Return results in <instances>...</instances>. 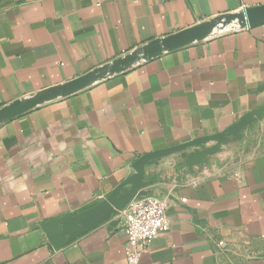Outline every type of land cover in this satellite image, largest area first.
<instances>
[{
	"label": "crops",
	"instance_id": "1",
	"mask_svg": "<svg viewBox=\"0 0 264 264\" xmlns=\"http://www.w3.org/2000/svg\"><path fill=\"white\" fill-rule=\"evenodd\" d=\"M263 5L0 0V109L155 39ZM259 111L264 25L165 52L2 124L0 264H127L122 212L81 235L82 224L59 238L56 224L127 181L122 198L138 191L170 202V230L140 264H264V143L228 144L203 170L164 156L146 166L140 188L133 169L144 155L222 133Z\"/></svg>",
	"mask_w": 264,
	"mask_h": 264
},
{
	"label": "water",
	"instance_id": "2",
	"mask_svg": "<svg viewBox=\"0 0 264 264\" xmlns=\"http://www.w3.org/2000/svg\"><path fill=\"white\" fill-rule=\"evenodd\" d=\"M233 21H236V23L233 24ZM219 25L223 26L221 31H217ZM262 25H264V5L257 7H245L239 13L223 15L168 35L162 39H155L145 46L136 49L107 65L77 77L62 86L46 89L35 95L14 101L2 107L0 109V126L40 106L58 99L72 96L101 81L122 74L143 62L158 58L165 52H172L197 42L206 41L210 38L230 31L253 29ZM262 113L263 112L259 111L253 115H249L222 133L201 137L182 145L144 155L133 164V169L137 174L134 183L138 188L144 186L141 179L145 173L146 166L151 164L153 161L189 148L207 144L209 142L222 141L227 135L235 133L245 127L246 124L251 121L250 118L260 116ZM218 145H220V143ZM214 149L215 148H213V150ZM208 154H210V152L203 153L202 157H205ZM130 182L131 181H127V183L120 187V189H118L113 195L107 199H103L91 210L83 212L76 217H68L67 219L56 221V224H59L60 228L58 235L59 238L68 234L72 228L79 226L80 224L83 225V229L78 231L79 235L104 221L110 222L113 220V218L118 216L119 213L125 209L126 204L139 193L138 191H133L124 198L120 197L119 191L123 190L126 184Z\"/></svg>",
	"mask_w": 264,
	"mask_h": 264
},
{
	"label": "built area",
	"instance_id": "3",
	"mask_svg": "<svg viewBox=\"0 0 264 264\" xmlns=\"http://www.w3.org/2000/svg\"><path fill=\"white\" fill-rule=\"evenodd\" d=\"M168 199L135 195L122 211L123 226L128 236L125 246L127 264H140L143 255L149 250L160 233L170 230L167 211ZM218 247L225 250V241H219Z\"/></svg>",
	"mask_w": 264,
	"mask_h": 264
},
{
	"label": "rangeland",
	"instance_id": "4",
	"mask_svg": "<svg viewBox=\"0 0 264 264\" xmlns=\"http://www.w3.org/2000/svg\"><path fill=\"white\" fill-rule=\"evenodd\" d=\"M250 119L251 121L248 124H246L245 127H243L241 130L235 133H231L227 135L226 138L222 141L209 142L204 145L196 146L193 148L183 150L181 152H177L176 154L182 160L181 163H183L184 165L190 161L189 162L190 165H195L197 169L203 170L206 166L207 167L211 166V165H207L209 159L213 161L214 159L213 157L217 154L222 153L224 151L223 150L224 147H228V144L231 143L241 144V145L251 144V147L254 148L259 143H264V112L260 116L257 117L254 116ZM219 143L221 145H218ZM222 143H226V144L222 145ZM213 148L215 149L213 150ZM206 152H210V154H208L205 157H202V154ZM206 157L208 161H206L205 164Z\"/></svg>",
	"mask_w": 264,
	"mask_h": 264
},
{
	"label": "bare ground",
	"instance_id": "5",
	"mask_svg": "<svg viewBox=\"0 0 264 264\" xmlns=\"http://www.w3.org/2000/svg\"><path fill=\"white\" fill-rule=\"evenodd\" d=\"M232 23L235 24L236 21H233ZM222 29H223V26H222V25H219V27L217 28V31H221ZM141 55H142V54H141Z\"/></svg>",
	"mask_w": 264,
	"mask_h": 264
}]
</instances>
